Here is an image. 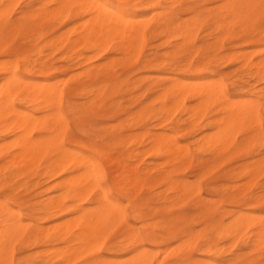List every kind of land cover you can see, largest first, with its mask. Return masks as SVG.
<instances>
[{"label": "bare ground", "instance_id": "obj_1", "mask_svg": "<svg viewBox=\"0 0 264 264\" xmlns=\"http://www.w3.org/2000/svg\"><path fill=\"white\" fill-rule=\"evenodd\" d=\"M15 1L18 2L20 0H0V11H6L8 13V9L11 8L10 4L14 2L16 5ZM51 1L58 5L56 11H49L47 7L40 6V11L34 14L32 13V16L40 17L39 13L42 11L43 14L40 17L42 21L47 19L53 20L57 16L60 19V17L65 16L68 18H78L81 22L85 17L89 16L88 20L86 19L82 23L78 22L74 24V26H78L79 24V31L78 29L76 31V28L73 26H71L74 28L73 31L70 26L65 29L72 31V33L75 31L79 32L77 34L78 36H75L77 38L74 41H70L67 36V38L60 39L62 42L68 43L69 52H73L78 47L83 48L86 52L103 51V49H106L114 42H117L118 50L124 52L127 57L135 56L142 49L146 39L143 22L147 21V18H139L133 11H131L130 15L120 19L112 15H90V9L75 7L81 4H99L104 2V0ZM138 2L141 6L151 8L163 4V0H138ZM260 2L261 0H229L219 12L222 21L217 25L218 29H231L236 22H243V24L251 22L254 16L260 14V9L258 7L250 8L248 5H259ZM108 3L114 6L112 12H117L120 6H115L110 2ZM14 4H12V8ZM73 9L75 10L73 11ZM155 11L157 10L153 12L155 13ZM117 16H119L118 12ZM226 16L231 17V20H226ZM151 18L149 16L150 20ZM23 19H26L25 14H23L21 20ZM58 22L57 24H59ZM162 22L168 25L173 20L170 16L165 15ZM201 22L202 20L199 17L193 18L187 24L182 26L177 25L174 31L187 43L195 35L194 31ZM9 23L10 27L6 31L4 24L0 22V50L7 48L8 43L5 40L9 38L14 30L23 28L22 23L13 25L11 20ZM144 23L147 24L148 22ZM237 24L236 27L239 25ZM23 36H26V34ZM257 45L263 46L264 42H258ZM252 49L254 51L249 52V55L247 54L248 50L245 51L247 53L240 51V55L244 58V64L254 70L252 76H255L259 82H264V47L260 49L256 48L257 50L255 48ZM18 51L16 50V52ZM41 53L38 52V54ZM255 53H259L260 55V60L256 63L251 60L250 56ZM229 55H227L228 58ZM96 56L86 57V61L89 62ZM39 60L42 59L40 58ZM39 60L31 61L28 58L24 59L28 75L21 74L19 65L13 61L12 63L7 60L6 63L3 61V66L1 67L4 76L0 79V142H4L0 144V260L6 261L7 264H12L15 245L21 243L22 248L25 250L45 247L44 249L41 248L43 251L39 252L36 256L37 264H49L56 259L59 264H71L84 256H92V259L87 261V264H164L168 257L176 253L177 250L180 254L177 252L178 254L176 256L180 262L172 264H225L222 258H224L223 256L227 251L220 245L221 241L240 240L244 246L251 248L252 250H250L252 252L259 253L256 260L249 262L243 261L242 264H264V253L261 252V246L264 244V190L262 194H258L257 192L255 195L246 198L245 200H249L250 202L243 203V208L232 216L230 221L226 223L223 220L214 225L217 239L206 240L205 249H203L200 257H193L186 253L187 248L192 243V237L194 235L189 236V240L187 241H185L186 239L183 240V246L179 245L178 249L176 247V251H174L175 249L173 247L169 253L166 252L167 250L159 249V252H155L157 249L154 251L151 248H147L146 242L151 246L158 247L161 240L165 239V237L152 233L141 234L137 231L132 232V227H129V234L125 235L126 238L123 236L122 241L118 245L120 250L126 246L131 248L127 253V257L102 255V245L106 240L107 234L118 222L125 220L127 215L126 209L118 201L112 199L106 189L105 192H107V195L101 194L92 200V196L100 191L102 186H98L97 184V173L94 169L92 158L88 153H92V155L100 154L101 151L105 153L104 150L110 146V142L104 143L102 147L98 146L95 141L97 137L94 135L89 136V134L87 147H85V140L73 134L69 135L70 127L65 109L69 108L71 111L77 112V105L71 100L76 95H80L87 100L84 106L88 105L91 108L100 106L106 96L112 95L117 87L115 85H103L95 90L90 87L89 83H79L67 89L62 85L63 83L60 84L61 82H58V77H56L57 81L47 76H45L44 80L39 81L34 77L36 75L35 73L42 72L44 69L51 70L53 68L50 63L48 64L46 61L39 62ZM75 60L76 58L70 59L71 62ZM111 60L104 64L100 62L99 66L88 69L86 73L90 77H94L104 71L106 73L105 78L113 81L111 70L114 65V60ZM241 63L243 64V62ZM154 67L152 66L151 68ZM204 71V68L198 69V76L205 75ZM73 74L75 75V73ZM66 78L64 79L66 80ZM172 80L174 81L173 84L164 89L162 98L163 106L159 110L141 108L138 112L130 114L129 119L137 126L148 119L158 121L159 123L158 125L156 124V127L160 126L164 130L170 127L172 131L177 133L172 134L167 131L159 133L156 131L153 134L151 130H147L142 135L131 134L128 137H134L138 140L141 136H148L152 144L150 151L158 156H167L169 158L168 160L170 158L177 160L185 156L188 153L189 145L183 143V141L180 142L181 136L177 135L179 132L177 130L179 129L181 121L175 117L178 110L180 113V109L184 108L189 118L193 121V125L197 127L195 132L209 129L206 134H202L201 140L203 142L202 146L210 151L220 153L225 150H232L234 154L244 151L255 153L256 151H261V148H264V131L261 130L260 118L261 101L264 98V85L259 92L243 90L244 85H238L240 87H238L239 92L232 95L228 92L225 84L216 80V78H202L200 80L188 81L175 77ZM188 100L196 102L189 109L186 107ZM102 107L104 108V106ZM114 107L115 105L110 110L107 107L109 111L107 110L106 115L108 117L121 116L116 113L117 110L114 112L117 115H113ZM214 108H216L217 115L209 118L205 127L202 128V120H205L204 118L209 116V111ZM38 110H49V112L43 117H38ZM77 130L85 132L79 124L77 125ZM247 132L252 134L239 143L238 135ZM36 134H39L40 137L36 138ZM43 134L45 135L43 136ZM102 139V141L109 139V136L103 137ZM125 139V136L111 135L110 141L113 144L124 147ZM138 143L142 142L138 141ZM90 148L93 151H90ZM262 154L252 162V168L242 171L241 175L244 176L245 181H242L241 185L244 182L247 185L255 184V181L264 175V153ZM138 155L139 151L132 154L130 159L132 160ZM44 162L46 163L45 167L43 166ZM154 168L156 167L154 166ZM207 171L210 170L207 169ZM28 174L30 176H45L48 181H56L53 187L56 190V194L42 200L39 204L33 205H29L27 201H22L18 198H11L22 187L19 185L20 180ZM169 174L161 173L158 177L160 180H164V184L168 186L164 188L165 190L162 189L163 191H175L179 195L176 197L178 199L191 193L192 187L188 182L174 181ZM147 175L148 172L145 169H141L139 166L133 167L130 161H128L125 166L119 167L115 180L123 188H137L136 190H138ZM226 176L231 177V179L234 178L229 173ZM104 179L106 180L105 173ZM246 179L248 180L247 182ZM233 187L234 185L228 186L227 191L230 192ZM6 192H9V194L5 196ZM162 192L160 193L162 194ZM214 192H218V190H214ZM164 197L167 198L166 195ZM241 202L236 201L239 204ZM4 205H7V207H4ZM139 211L140 208H137L136 212L138 217H140ZM167 229L173 231L177 228L173 226L170 228L167 227ZM56 245H61V247L58 246L57 248ZM53 246L56 247L50 248ZM106 246L105 249H107ZM160 251L162 253L164 251L168 255L165 256L163 253L164 257H161L164 260L158 262L161 260L159 257V254H161ZM171 251L174 252L172 253ZM31 257L27 256L25 261H28ZM93 257H98L99 259H93ZM236 260L242 261V257L238 255L236 256Z\"/></svg>", "mask_w": 264, "mask_h": 264}, {"label": "rangeland", "instance_id": "obj_2", "mask_svg": "<svg viewBox=\"0 0 264 264\" xmlns=\"http://www.w3.org/2000/svg\"><path fill=\"white\" fill-rule=\"evenodd\" d=\"M107 1L115 6L131 5L133 6L131 11H133L135 15L142 19L147 18V21L144 22H148V26L143 22L146 39L138 54L127 57L124 52L118 50L117 42L110 44L106 49H103V51L86 52L83 48L78 47L73 52H69L68 43H64L60 39L68 37L70 41H74L77 38L75 36H78L77 34L79 33L76 32L79 24L78 26H74V24L81 21L75 17L68 18L65 16L60 17V19L59 16H57L53 20L47 19L42 21L40 18L41 14H43L42 11L39 13L40 17H33L32 15L40 11V6L47 7L49 11H56L58 5L55 2L51 0H46V2L45 0H20L18 2L15 1L16 5L14 2L10 4L11 8L9 7L8 13L12 24L16 25L23 21V28L14 30L9 38L5 40L8 43L7 48L0 50V79L4 76V72L1 70L3 61L4 63L7 61L12 63L13 61L19 65L21 74L28 75L24 59L28 58L34 61L41 58L42 60H39V62L46 61L48 64L50 63L53 68L51 70L44 69L42 72L35 73L36 75H34V77L39 81L44 80L45 76H47L55 81L58 80L59 83L61 82L60 84L63 83L62 85L67 89L79 83H89L90 87L95 90L103 85H115V87H117L116 91L112 95L106 96L104 102L101 103L100 106L95 108H91L88 105L84 106L87 100L80 95H76L72 97L71 100L77 105V112L71 111L69 108L65 107L70 127L69 135L73 134L79 138L86 137L87 141L89 140V134V136L94 135L97 137L95 140L96 145L101 147L104 143L110 142V146L106 147L104 150V173L106 175V181L112 187L106 189V191L109 192L112 199L118 201L126 209L127 215L125 220L118 222L107 234L106 240L102 245L101 253H103L102 255L104 256L127 257V253L131 248L126 246L124 249L120 250L118 245L122 241L121 239H123V236L129 234V227H132V232L137 231L141 234L152 233L165 237V239L161 240L158 247L151 246L146 242L147 248H151L154 251L157 249L155 252L159 249L164 251L167 250L166 252L169 253L170 249L173 247V249H175L174 251H176V247L178 249L179 245L183 246V240L186 239L185 241H187L189 240V236L194 235L195 238L192 237V243L190 247L187 248L186 253L193 257H200L203 249H205L206 240L217 239L214 225L223 220L227 223L232 216L243 208V203L250 202L249 200H245L246 198L255 195L257 192L258 194L263 193L264 175L260 176L255 181V184L247 185L244 182L246 185H241V182L245 181L241 173L243 170L253 167L252 162L263 155L264 148H261V151H256L255 153H251V151H246V153L244 151L234 154L232 150H225L220 153L212 152L202 146L203 142L201 140L202 136L206 134L209 129L195 132L197 127L193 125V121L189 118L187 111L181 108L180 113L178 110L175 116L177 120L181 121L179 129L177 130L179 131L177 135L181 136L180 142L183 141V143L189 145L188 153L177 160L171 158L168 160L169 158H167V156H158L150 151V146H152V144L148 136H141L136 140L134 137H128V135H142L143 132L147 130H151L153 134L156 131L159 133L167 131L172 134H176L177 132L172 131L170 127H167L166 130L160 128V126L156 127V124L158 125L159 122L150 119H148L150 121L145 120L142 123L143 125L140 124L137 126L129 119V115L138 112L141 108L159 110L163 106L162 98L164 89L173 84L174 81L172 79L175 77L188 81L200 80L202 78H216V80L225 84L228 92L232 95L239 92L240 87L238 85H244L243 90L259 92V90L263 88L264 82H259L255 76H252L254 70H252L250 66L244 64V58L241 57L240 54L244 51L242 53L248 52L247 54L249 55V52L254 51L252 48L257 50L256 48L260 49L264 47V45H257L258 42H264V27H261L260 24L261 16L258 14L254 16L251 22L244 24L243 22H236L231 29L224 28L222 31L221 28L218 29L217 27L222 21L219 12L229 0H163V4L160 5L161 7L157 6L154 8L141 6L138 0ZM12 4H14L13 8ZM74 10L75 9H73V11ZM152 10H157L155 11L156 14ZM161 10L164 11L162 12ZM23 14L26 15V19L21 20ZM165 15L170 16L173 22L165 25L162 22ZM149 16L150 18L151 16L154 18L150 20ZM183 17L184 19H182ZM197 17H199L202 22L199 24L200 26L198 25L196 27L194 31L195 35L192 39L186 43L183 38L175 33L174 29L177 25L182 26ZM88 18L89 16L85 17L82 22L86 19L88 20ZM226 20H231V17L226 16ZM57 22L59 24H57ZM236 24L238 25L237 27ZM69 26L70 28H72L71 26L75 27L76 31L72 33L74 28H72V31L65 30ZM24 34H26V36H23ZM34 35L37 36L35 37ZM16 50L19 51L16 52ZM38 52L42 53L38 54ZM227 53L230 54L229 58ZM92 56L96 57L89 62L86 61V57ZM250 56L254 63L260 60L259 53ZM71 58H76V60L71 62ZM110 59L114 60V65L111 70L113 81H109L105 78L106 73L104 71L100 75L94 77H90L86 73L88 69L99 66L100 62L101 64L110 62ZM140 61L142 62L140 63ZM241 62H243L244 65ZM152 66L155 67L151 68ZM200 68L205 69V75L198 76L197 70ZM34 71H36V69H34ZM73 73H75V75ZM161 75L162 77H160ZM56 77H58V79ZM64 78H66V80ZM195 103V101L188 100L186 105L187 109L195 105ZM113 105H115L113 108V115L119 114L121 115L120 117L114 116L112 118L106 115ZM102 106H104V108ZM107 107H109V110ZM115 110H117V114L114 113ZM260 110L262 111V108ZM48 112L49 110H38L37 116L43 117L47 115ZM208 115L209 116L204 118L205 120H202V128L205 127L209 118L217 115L216 108L210 110ZM78 124L83 127L85 132L77 130ZM251 134L252 133L249 132L245 134L240 133L238 135V142L241 143ZM44 135L45 134H43V136ZM111 135L125 136V141L127 143L125 142L124 147L113 144L110 141ZM108 136L109 139L102 141L103 137L105 138ZM38 137H40L39 134H36V138ZM138 141L142 143H138ZM2 142L4 141H1L0 144ZM90 151L93 150L90 148ZM137 151H139V155L131 160L130 156L137 153ZM146 151L148 152L146 153ZM98 155L99 154H96V156ZM128 161H130L133 167L139 166L141 169H145L148 172V175L144 178L145 181L138 190H136L137 188H123L115 180L119 167L125 166ZM158 161L162 163H158ZM218 161L222 162L219 163ZM43 166H46L45 162ZM154 166L156 168H154ZM207 169L210 171H207ZM161 173H170L169 175L174 181L179 180L188 182L192 187L191 193L178 199L176 197L179 195L175 191H163L162 189L168 186L164 184V180L158 178ZM226 173H229V175L234 178L231 179V177H227ZM211 176L213 177L211 178ZM247 181L246 179V182ZM54 183H56V181H48L45 176H30L28 174L20 180L19 185L22 187H20L11 198L27 201L29 205L39 204L42 200L56 194V190L53 188L55 185ZM160 184L161 186H159ZM233 185V189L228 192L227 187ZM31 186L33 187L31 188ZM113 188L115 191L112 190ZM214 190H218V192H214ZM160 192H162V194ZM6 194H9V192H6L5 196ZM165 195L167 198L164 197ZM95 197L97 198L99 196L95 193L92 196V200L96 199ZM236 201L242 202L239 204L236 203ZM191 205L195 206L192 207ZM137 208H140V217L137 216ZM173 226L177 229L173 231L167 229V227L170 228ZM18 244H16L14 248L12 264H14L15 260L17 264H37L36 256L39 252H42V249L45 247H41L42 249L34 248L25 250L22 248L21 243ZM229 244L231 245L229 246ZM220 245L227 251L223 256L224 258H222L225 264H242L243 261L249 262L256 260L259 256V253L252 252V249L244 246L240 240H223ZM56 246L57 248L58 246L61 247V245ZM56 246L50 248H55ZM105 246L107 249H105ZM169 246L171 247L169 248ZM164 251L163 253L167 256L168 253ZM174 251L171 252L173 253ZM177 252L179 253L177 250L176 253L169 256L164 264L180 262L176 256L178 254ZM163 253L161 252L162 255L159 254L161 260H159L158 257V262L164 260L162 259V257H164ZM238 255L242 257V261L236 260V256ZM27 256L32 257L28 261H25ZM90 259H92V256H84L71 264H84ZM49 264H59V262L56 259Z\"/></svg>", "mask_w": 264, "mask_h": 264}, {"label": "snow or ice", "instance_id": "obj_3", "mask_svg": "<svg viewBox=\"0 0 264 264\" xmlns=\"http://www.w3.org/2000/svg\"><path fill=\"white\" fill-rule=\"evenodd\" d=\"M10 7V6H9ZM75 7L82 8V9H90V15H103L108 16L112 15L118 19L123 18L125 16H128L131 14V9L133 6H120L117 9V12L119 13V16H117V12H112L113 5L109 4L107 0H104V2L99 4H81L76 5ZM248 7H258L260 9V24L261 27H264V0H261L259 5H248ZM10 17L6 11H0V22L4 24V28L7 31L10 27ZM23 23V21H21ZM261 130L264 131V98H262L261 101ZM80 139L85 140V147H87V138L86 137H80ZM89 156H91L93 161L94 169L97 173V184L98 186H102L100 188V191L96 193L97 196H100L101 194L107 195V192H105V189L111 188L112 186L104 179V170H105V161H104V152L101 151L98 156L92 155V153H88ZM115 191V189H112ZM4 207H7V205H4ZM261 252L264 253V244L261 246ZM93 259H99L98 257H94ZM0 264H7L6 261L0 260ZM15 264V262H14ZM87 264V262H85Z\"/></svg>", "mask_w": 264, "mask_h": 264}]
</instances>
